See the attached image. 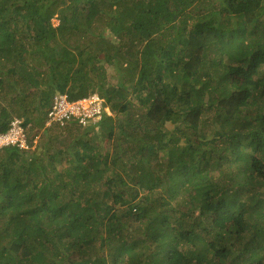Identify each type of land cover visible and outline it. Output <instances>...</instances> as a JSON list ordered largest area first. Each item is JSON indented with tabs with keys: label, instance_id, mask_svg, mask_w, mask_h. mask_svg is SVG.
<instances>
[{
	"label": "trees",
	"instance_id": "1",
	"mask_svg": "<svg viewBox=\"0 0 264 264\" xmlns=\"http://www.w3.org/2000/svg\"><path fill=\"white\" fill-rule=\"evenodd\" d=\"M54 93L113 115L48 126ZM14 117L0 264H264V0H0Z\"/></svg>",
	"mask_w": 264,
	"mask_h": 264
},
{
	"label": "built area",
	"instance_id": "2",
	"mask_svg": "<svg viewBox=\"0 0 264 264\" xmlns=\"http://www.w3.org/2000/svg\"><path fill=\"white\" fill-rule=\"evenodd\" d=\"M111 112L104 99L97 94L78 99H70L65 93H56L52 96L50 106L46 111V125L63 124L73 121L80 125L97 124L104 115ZM7 145L26 147V132L22 119L14 117L9 128L0 133V150Z\"/></svg>",
	"mask_w": 264,
	"mask_h": 264
},
{
	"label": "rangeland",
	"instance_id": "3",
	"mask_svg": "<svg viewBox=\"0 0 264 264\" xmlns=\"http://www.w3.org/2000/svg\"><path fill=\"white\" fill-rule=\"evenodd\" d=\"M51 22L53 23V25H57V23H58V20L56 19V17L54 16L52 19H51ZM1 103H2V106H6V101L4 100H1ZM36 114H34L33 116H35ZM14 116V115H13ZM23 119V118H22ZM31 125H32V123H30L29 124V127H31ZM68 125H66L65 127H67ZM66 133H64V135H65ZM67 135V134H66ZM65 135V136H66ZM33 147V146H32ZM262 194V196L264 195V192L263 193H261Z\"/></svg>",
	"mask_w": 264,
	"mask_h": 264
},
{
	"label": "clouds",
	"instance_id": "4",
	"mask_svg": "<svg viewBox=\"0 0 264 264\" xmlns=\"http://www.w3.org/2000/svg\"><path fill=\"white\" fill-rule=\"evenodd\" d=\"M54 94H56V93H54ZM53 94V95H54ZM105 102V101H104ZM105 105H107L106 104V102H105ZM108 106V105H107ZM108 108H109V110H110V107L108 106ZM110 112H111V110H110ZM111 115H113L112 114V112H111ZM17 118H20V119H22L21 117H17ZM103 118V117H102ZM22 122H23V119H22ZM73 122V121H72ZM65 123H63V124H59V123H57V124H51V125H64ZM24 125V124H23ZM51 125H48V126H51ZM95 126H98V123L97 124H95ZM24 127H25V132L27 131V129L29 128V124H27V125H24Z\"/></svg>",
	"mask_w": 264,
	"mask_h": 264
}]
</instances>
